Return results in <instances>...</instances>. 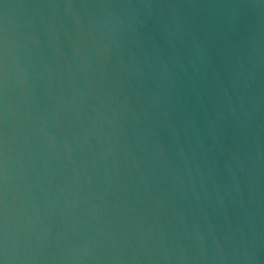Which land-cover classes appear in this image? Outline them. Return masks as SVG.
I'll list each match as a JSON object with an SVG mask.
<instances>
[{
  "label": "water",
  "instance_id": "obj_1",
  "mask_svg": "<svg viewBox=\"0 0 264 264\" xmlns=\"http://www.w3.org/2000/svg\"><path fill=\"white\" fill-rule=\"evenodd\" d=\"M0 264H264V0H0Z\"/></svg>",
  "mask_w": 264,
  "mask_h": 264
}]
</instances>
